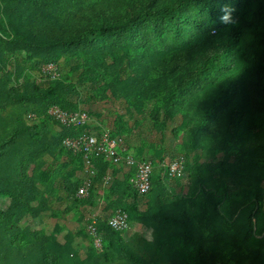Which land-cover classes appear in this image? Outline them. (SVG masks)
I'll return each instance as SVG.
<instances>
[{
	"label": "trees",
	"instance_id": "1",
	"mask_svg": "<svg viewBox=\"0 0 264 264\" xmlns=\"http://www.w3.org/2000/svg\"><path fill=\"white\" fill-rule=\"evenodd\" d=\"M224 4L233 23L220 22ZM48 63L58 66L55 80L37 85L24 74ZM83 98L120 102L129 117L148 118L135 121L138 129L147 124L163 139L171 127L173 146L148 147L147 194L134 190L130 169L103 207L152 229L151 242L128 245L100 215V246L90 236L81 259L54 234L18 224L33 203L44 212L36 183L49 175L27 172L56 149L68 160L51 177L64 201L94 205L93 184L112 165L93 159L89 195L77 198L81 182L71 178L82 156L61 144L74 131L47 115L50 106L78 111ZM114 125L111 137L124 136L123 118ZM178 157L183 174L169 178ZM0 197L10 200L0 210L3 264H264V0H0Z\"/></svg>",
	"mask_w": 264,
	"mask_h": 264
},
{
	"label": "rangeland",
	"instance_id": "2",
	"mask_svg": "<svg viewBox=\"0 0 264 264\" xmlns=\"http://www.w3.org/2000/svg\"><path fill=\"white\" fill-rule=\"evenodd\" d=\"M23 58V53H18L13 58ZM38 68H31L29 65L26 66V73L36 80V72ZM38 85V83H37ZM108 96H110L108 94ZM82 104L79 109L86 111L91 118V121L98 126H95L93 123L88 127L90 132H95L97 130H109L114 131L115 125L114 122L123 118V121L126 122L127 127L128 123H131L128 127L124 136H121L119 133L115 135L122 138V150L127 154H139L144 153L148 159L151 158L149 150L150 145L161 146L163 149H172L173 143L170 142V129H167L165 132V138H161L160 134L149 132L150 135L140 136L138 133V126L135 125V121H148V118L145 120H139L140 116L133 115L129 117L125 114L124 105L120 102H111V101H96L87 100L83 98ZM149 130L145 129L143 132L147 133ZM142 133V134H143ZM163 139V140H162ZM149 147V148H148ZM67 157L63 153H59L57 149L52 151V153L47 152L42 155L41 162L36 164H30L28 167V176L35 177V174L40 172L46 173L48 180L45 181L44 186L38 181L36 187L41 196L45 198L46 204H44V212H41L37 206V203H33L30 208V212L26 214L23 220L18 224V227L28 228L32 231H43L46 233L54 234L56 240L63 244L68 242L71 249L75 252L77 256L81 259H84L88 256V251L92 246L90 243V235L86 229V220H88L93 215H101L107 217L110 215L109 211L103 210V207L108 203L109 198L108 190L111 187L113 180L119 179L122 180L124 173V167L122 165L109 167L106 172L110 173L111 180L108 184L103 183V179L100 183H94L96 194H94L95 203L93 206L79 205L73 206L67 204L64 201V193L61 188V181L58 177L54 180L53 176H56L61 169H63V163L67 162ZM72 165V164H71ZM68 169L72 170V166ZM38 169V171H37ZM65 171V170H64ZM62 172V171H61ZM106 174V173H105ZM52 177V178H51ZM83 180L82 170L74 171V177L71 178L72 182ZM51 191V192H50ZM53 191V192H52ZM171 199V198H170ZM146 204V199L142 198L139 201V210H143ZM10 206V200L8 198L0 197V210L6 211ZM153 230L146 228L141 224L130 222L129 229L123 234L125 242L130 245L132 242L138 243L139 245H144L150 243L153 237ZM1 247V246H0ZM3 249L0 251V264H3Z\"/></svg>",
	"mask_w": 264,
	"mask_h": 264
},
{
	"label": "built area",
	"instance_id": "3",
	"mask_svg": "<svg viewBox=\"0 0 264 264\" xmlns=\"http://www.w3.org/2000/svg\"><path fill=\"white\" fill-rule=\"evenodd\" d=\"M59 77L58 66L53 63L43 64L36 72V80L39 85H44L48 81ZM22 83L21 80L14 82V85ZM47 115L57 124V129L67 128L74 131V136H66L61 144L64 149L73 154L82 156L83 168L81 185L77 189V198H87L91 188L92 179L96 174L93 166V159L103 157L113 166L122 165L127 171L133 169L130 179L131 185L138 193L139 197L147 194L150 189V177L152 174V163L148 158L136 160L131 154L123 155L121 138H113L109 130H102L98 134L80 132L79 130L91 124V118L86 111L79 109L75 112L62 110L58 106H50ZM28 120H35L34 116L28 115ZM166 175L169 178H180L183 174V158L170 162L166 167ZM111 180L110 173L106 172L103 183L108 184ZM100 215H93L89 218V224L86 229L93 240L95 247L100 246V237L95 228V218ZM107 225L114 231L126 232L129 229V223L125 213L116 210L107 216Z\"/></svg>",
	"mask_w": 264,
	"mask_h": 264
},
{
	"label": "clouds",
	"instance_id": "4",
	"mask_svg": "<svg viewBox=\"0 0 264 264\" xmlns=\"http://www.w3.org/2000/svg\"><path fill=\"white\" fill-rule=\"evenodd\" d=\"M220 12L222 14L220 16V22L222 24H228L234 22L233 18L231 17V14L234 12V9L229 7L228 4H224V6L220 8Z\"/></svg>",
	"mask_w": 264,
	"mask_h": 264
},
{
	"label": "crops",
	"instance_id": "5",
	"mask_svg": "<svg viewBox=\"0 0 264 264\" xmlns=\"http://www.w3.org/2000/svg\"><path fill=\"white\" fill-rule=\"evenodd\" d=\"M92 123H93V121L91 122V124H92ZM91 124H90V125H91ZM93 124H94V123H93ZM90 125H89V126H90ZM94 125H95V126H98V125H96V123H95ZM130 125H131V123H128V127H130ZM89 126H88V127H89ZM145 129L148 130V125H147V124H143L142 126L139 127L138 132H140V133H138V134H139L140 136H146V135L149 136V135H150L149 131H148L147 133L145 132V135H144L143 132L145 131ZM142 133H143V134H142ZM131 155H132V154H131ZM124 173H127V170H126V169H124Z\"/></svg>",
	"mask_w": 264,
	"mask_h": 264
}]
</instances>
